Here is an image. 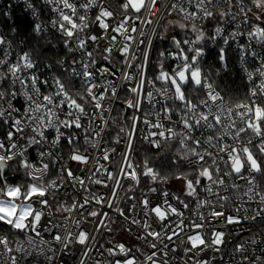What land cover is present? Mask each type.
Segmentation results:
<instances>
[{"label":"snow or ice","instance_id":"obj_1","mask_svg":"<svg viewBox=\"0 0 264 264\" xmlns=\"http://www.w3.org/2000/svg\"><path fill=\"white\" fill-rule=\"evenodd\" d=\"M23 2L30 33L0 31V264H264V0Z\"/></svg>","mask_w":264,"mask_h":264},{"label":"built area","instance_id":"obj_2","mask_svg":"<svg viewBox=\"0 0 264 264\" xmlns=\"http://www.w3.org/2000/svg\"><path fill=\"white\" fill-rule=\"evenodd\" d=\"M8 4H12V8L10 10L11 14L9 17L0 16V31L7 32L12 27H15L22 34H25V32L28 30L30 32L33 17L26 9L23 0H0V11H9ZM177 19H179V17H177ZM229 27H231V25H229ZM234 47L235 46H233V49ZM214 52V48L210 46L208 55L205 57L206 61L209 60V56ZM229 52L235 58L234 51L230 50ZM61 55L63 54L61 53ZM235 66L240 76H242V73H240L239 71L238 65L235 64ZM228 251H231V249H229ZM42 259V257H37L36 260L32 261V264H39ZM21 264H24V261H21ZM69 264H71V262H69Z\"/></svg>","mask_w":264,"mask_h":264},{"label":"trees","instance_id":"obj_3","mask_svg":"<svg viewBox=\"0 0 264 264\" xmlns=\"http://www.w3.org/2000/svg\"><path fill=\"white\" fill-rule=\"evenodd\" d=\"M30 33L29 30L25 32V34ZM228 58L234 59L233 55L228 52L227 53ZM218 62V55L214 52L209 56V60L207 61V64L209 66H216ZM222 87L224 86H228L231 87V89L233 90L232 94L234 96H241L242 95V91L241 92H237V89L243 90L245 84L244 81L241 79L240 74L238 73L235 64H233L231 66V68L229 69V72L225 74L224 76V81L223 84L221 85Z\"/></svg>","mask_w":264,"mask_h":264},{"label":"rangeland","instance_id":"obj_4","mask_svg":"<svg viewBox=\"0 0 264 264\" xmlns=\"http://www.w3.org/2000/svg\"><path fill=\"white\" fill-rule=\"evenodd\" d=\"M176 184L177 187H179V182H174Z\"/></svg>","mask_w":264,"mask_h":264}]
</instances>
